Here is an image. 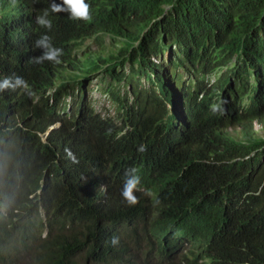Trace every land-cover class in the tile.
Returning <instances> with one entry per match:
<instances>
[{
  "label": "trees",
  "instance_id": "16d2710c",
  "mask_svg": "<svg viewBox=\"0 0 264 264\" xmlns=\"http://www.w3.org/2000/svg\"><path fill=\"white\" fill-rule=\"evenodd\" d=\"M92 1L95 6L101 2ZM110 1L115 4L111 20L132 38L166 12L138 47L107 57L104 72L112 79L122 80L131 60L128 78L133 82L136 75L153 72L158 82L167 83L179 68L195 74V69L227 60L230 55L223 54L241 49L243 73L253 75L258 87L249 112L264 114V0ZM33 22L23 5L0 0V80L31 72V40L46 33ZM85 29L84 24L58 20L51 31ZM173 45L175 54L166 62L153 61ZM240 70V65L232 69ZM111 95L124 109V121L131 126L127 136L133 137L137 113L123 103L127 96L115 89ZM243 98L240 94L238 99ZM41 112L20 90L0 92V264H264L261 225L234 232L214 219L219 206L256 212L264 196L248 193L264 184L260 145L248 156L251 150L227 138L206 141L199 130L190 129L167 145L172 156L154 173L120 157L103 122L87 119L84 142L63 125L52 131V143H45L39 130L57 120L71 121L45 119L53 112ZM140 114H147L146 104ZM66 149L78 163L67 157ZM130 168L137 169L141 181L134 206L121 195ZM113 237L118 244H112Z\"/></svg>",
  "mask_w": 264,
  "mask_h": 264
},
{
  "label": "clouds",
  "instance_id": "9594fccd",
  "mask_svg": "<svg viewBox=\"0 0 264 264\" xmlns=\"http://www.w3.org/2000/svg\"><path fill=\"white\" fill-rule=\"evenodd\" d=\"M14 1L23 5L34 18L33 23L46 33L35 42L31 40V72L26 77L0 80V92L20 90L33 109L42 107L44 115L53 112L45 119L54 116L71 121L57 120L39 130L45 143L51 144L52 131L63 125L76 132L79 141L84 142L89 130L87 119L103 122L104 131L117 141L114 147L120 157L132 159L141 170L154 173H158V165L172 156L167 145L183 138L190 129L199 130L206 141L227 138L240 148L251 150L248 156L257 152L258 145L260 149L264 148V136L259 133L264 130V114L249 112L258 90L257 82L253 75L243 73L244 63L239 57L241 49L223 54L224 58L230 55L227 60L222 58V62L213 61L207 68L195 69V74L179 68L178 74L172 75L167 83L158 82L153 72L141 77L136 75V82H133L128 78L132 62L127 60L124 66L126 76L118 81L104 72L109 65L107 57L118 52L126 54L138 47L149 27L166 12L132 38L122 32L123 25H115L111 20L109 13L115 4L110 0L104 4L101 0L97 6L92 0ZM169 8L170 5H167L166 11ZM58 20L84 24L86 29L81 33L51 31L53 22ZM54 32L55 37L51 38ZM107 38L112 40L110 45L106 44ZM11 42L18 44L15 40ZM175 51L176 45H173L161 56L152 59L155 63L166 62ZM220 54L219 50L212 58ZM239 65L241 74L232 71ZM96 84L101 95L113 107L108 113L98 110L89 96ZM112 89L119 91L122 97L127 96V101L123 103L137 113V132L133 137L127 136L131 126L124 121V109L113 99ZM240 94H243L242 100L238 99ZM145 104L147 114L154 115V119L140 114V106ZM65 151L73 163H78L70 149ZM140 183L137 169H128L121 195L130 206L139 202L135 193L141 191ZM263 190L264 184L256 185L248 194L264 196ZM214 215L216 222L230 231L247 230L255 223L264 228V198L258 199L256 212L245 207L233 209L219 206ZM111 242L116 245L119 239L113 237ZM155 260L160 262L161 259Z\"/></svg>",
  "mask_w": 264,
  "mask_h": 264
},
{
  "label": "rangeland",
  "instance_id": "374dc122",
  "mask_svg": "<svg viewBox=\"0 0 264 264\" xmlns=\"http://www.w3.org/2000/svg\"><path fill=\"white\" fill-rule=\"evenodd\" d=\"M111 42H112V40L110 38L106 39L107 45H110ZM89 96L91 97L93 105L98 110H100L101 112L108 113L112 110L113 107H112L110 101L101 95L99 88H97V84L94 86L91 93H89ZM232 130H231V132H232ZM259 133L262 136H264V130L263 129H261Z\"/></svg>",
  "mask_w": 264,
  "mask_h": 264
}]
</instances>
